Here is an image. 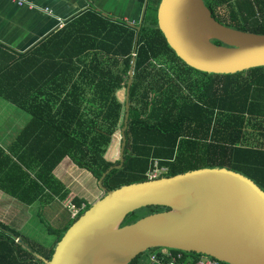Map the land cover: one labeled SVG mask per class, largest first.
Listing matches in <instances>:
<instances>
[{
	"label": "trees",
	"instance_id": "16d2710c",
	"mask_svg": "<svg viewBox=\"0 0 264 264\" xmlns=\"http://www.w3.org/2000/svg\"><path fill=\"white\" fill-rule=\"evenodd\" d=\"M159 1H147L139 31L85 11L22 53L0 46V100L28 115L15 138L0 145V191L25 205L62 201L69 192L53 169L64 157L96 180L118 163L107 160L105 152L122 127L124 106L116 93L125 88L132 57L124 163L105 176L103 185L111 190L144 181L156 162L166 168L161 176L225 167L264 191V66L233 74L187 66L157 28ZM203 2L221 24L264 34V0ZM72 202L83 203L78 197ZM89 206L85 203L78 216ZM158 210L143 207L122 224ZM78 216L60 227L45 223L53 237L47 245L33 246L20 232L0 227L49 259ZM151 251L160 248L129 264H139L142 256L147 260ZM0 264L44 263L0 229Z\"/></svg>",
	"mask_w": 264,
	"mask_h": 264
},
{
	"label": "water",
	"instance_id": "95a60500",
	"mask_svg": "<svg viewBox=\"0 0 264 264\" xmlns=\"http://www.w3.org/2000/svg\"><path fill=\"white\" fill-rule=\"evenodd\" d=\"M147 1L138 24L117 22L139 31ZM156 24L175 55L197 71L233 74L264 66V34L221 24L203 0H160ZM134 60L124 88L118 163L96 181L103 195L71 223L49 259L0 229L44 264H129L153 248L199 254L224 264H264V191L239 172L202 167L111 190L103 185L105 176L124 163ZM147 206L162 210L122 224L128 214Z\"/></svg>",
	"mask_w": 264,
	"mask_h": 264
},
{
	"label": "crops",
	"instance_id": "0c3cea01",
	"mask_svg": "<svg viewBox=\"0 0 264 264\" xmlns=\"http://www.w3.org/2000/svg\"><path fill=\"white\" fill-rule=\"evenodd\" d=\"M25 1V4L18 6L12 0H0V46L12 53H22L30 49L60 29L70 19L85 11L101 14L112 21L138 24L145 0ZM17 110L18 113L14 112V115L12 111H9V114L0 116V145L2 147H6L15 138L28 119L26 113ZM105 158L114 161L106 155ZM82 172H84L83 169L76 167L68 157H64L53 169L54 176L69 192L62 201L53 200L49 203L35 202L25 205L0 191V223L20 232L21 236L25 237V228L35 210L46 207L49 209L57 203L60 209H65V203L72 202L73 197L82 199V204H91L99 198L96 194H92V184L96 182V179L88 171L86 172L89 174ZM96 189L98 190V186ZM58 211L56 214L59 213ZM67 214L69 218V213Z\"/></svg>",
	"mask_w": 264,
	"mask_h": 264
},
{
	"label": "rangeland",
	"instance_id": "374dc122",
	"mask_svg": "<svg viewBox=\"0 0 264 264\" xmlns=\"http://www.w3.org/2000/svg\"><path fill=\"white\" fill-rule=\"evenodd\" d=\"M118 99L123 102L124 98V88L120 89L116 93ZM13 107L12 105L0 100V116L3 114H9V111H12V114L14 115V112L18 113L17 108ZM22 112V111H20ZM7 120V119H5ZM3 120V122L5 121ZM1 124V122H0ZM121 129V128H120ZM120 129L118 128L115 133L111 137V141L106 149L105 155L108 157H111L114 161L118 159V151L120 147ZM110 151H113L110 153ZM86 174H89L86 172V170H83ZM82 172V173H84ZM158 176V174H156ZM97 181V180H95ZM97 183L94 182L92 184V194H96L97 196H102L103 192L98 188L96 189ZM37 209L32 213V218L29 220V223L27 227L25 228L24 235L27 238L28 242L34 246V244L37 246L38 243L42 245H47L51 243L53 237L49 235L45 230V223L52 227H60L61 224L68 220V214L66 208H59L58 203L54 204L51 208L47 209ZM59 209V211H58ZM56 211L59 213L56 214ZM70 215V214H69ZM139 264H148V261L145 257H140L138 259Z\"/></svg>",
	"mask_w": 264,
	"mask_h": 264
},
{
	"label": "built area",
	"instance_id": "2783aa9c",
	"mask_svg": "<svg viewBox=\"0 0 264 264\" xmlns=\"http://www.w3.org/2000/svg\"><path fill=\"white\" fill-rule=\"evenodd\" d=\"M18 6L26 3L25 0H12ZM166 171L165 167H158L156 162H154V167L150 169L146 175L147 179H153L160 177L162 173ZM158 174V176L156 175ZM66 210L69 212V216L74 218L78 216V213L83 209L84 204L80 207L74 205L71 201H67L64 205ZM148 264H222L216 259L199 256L194 257L187 252L160 248V251H151L147 255Z\"/></svg>",
	"mask_w": 264,
	"mask_h": 264
}]
</instances>
